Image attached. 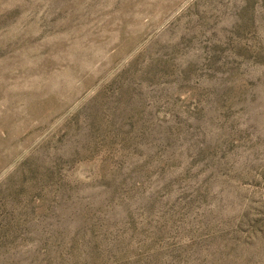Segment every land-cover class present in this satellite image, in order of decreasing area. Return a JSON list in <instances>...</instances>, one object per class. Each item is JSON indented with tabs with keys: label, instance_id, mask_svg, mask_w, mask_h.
<instances>
[{
	"label": "rangeland",
	"instance_id": "1",
	"mask_svg": "<svg viewBox=\"0 0 264 264\" xmlns=\"http://www.w3.org/2000/svg\"><path fill=\"white\" fill-rule=\"evenodd\" d=\"M0 264H264V0H0Z\"/></svg>",
	"mask_w": 264,
	"mask_h": 264
}]
</instances>
